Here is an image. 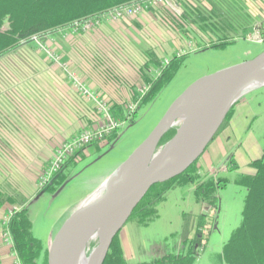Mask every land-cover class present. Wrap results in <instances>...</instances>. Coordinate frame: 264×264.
<instances>
[{
    "label": "rangeland",
    "instance_id": "1",
    "mask_svg": "<svg viewBox=\"0 0 264 264\" xmlns=\"http://www.w3.org/2000/svg\"><path fill=\"white\" fill-rule=\"evenodd\" d=\"M144 1L149 7L136 14L93 16L37 35L0 56V177L22 194L33 233L45 247L81 202L105 190L107 179L190 84L264 50V43L248 40L251 33L264 31V0ZM199 11L226 13L228 17L217 21L231 38L229 45L199 48L206 43L196 21ZM174 55L185 56L178 73L151 102L142 104L149 90L144 69L158 73ZM242 98L251 114L246 124L240 123L241 138L255 140L264 149V86ZM116 103L126 112L119 121V136L109 144L105 140L88 146L82 161L67 168L65 181L71 179L61 192L65 181L55 192L40 193L41 174L58 145L83 129L106 124L105 110ZM246 192L245 186L229 182L219 190L218 206L210 207L197 201L188 184L170 190L149 225L129 220L122 227L117 242L124 258L138 263L181 250L195 231L196 218L205 212L212 231L205 233L207 243L195 264H226L221 252L242 221ZM11 208L7 204L0 211V244L10 249L16 264L4 231V216ZM92 241L96 239L87 242L85 251Z\"/></svg>",
    "mask_w": 264,
    "mask_h": 264
},
{
    "label": "trees",
    "instance_id": "2",
    "mask_svg": "<svg viewBox=\"0 0 264 264\" xmlns=\"http://www.w3.org/2000/svg\"><path fill=\"white\" fill-rule=\"evenodd\" d=\"M135 1L138 0H0V56L25 42H30L37 35L42 37L53 30L72 26L76 22L93 18V16H101L108 10ZM224 16L228 17L225 12L212 14L199 11L196 21L206 42L199 48H222L231 43V38L225 36L226 32L221 26L222 21L221 23L217 21ZM262 31L260 32L264 34ZM242 35L245 38L248 36L246 29H243ZM184 59L185 56L174 55L158 73H150L148 66L144 69L149 90L142 96V104L151 102L166 87V84L178 73ZM236 103L228 111L221 128L232 116ZM109 113L116 121L126 118V112L117 103L109 108ZM118 129L119 127L103 140L88 146L97 145L105 140L107 144L111 143L118 136ZM177 130L178 126H171L160 140L159 147L163 146ZM87 147L69 156L62 168L56 172L54 179L39 189L40 193L55 192L67 178L68 175L65 174L67 168L82 161ZM262 154L252 162V166L256 169L255 174H240L236 179V183L245 186L247 192L242 209V221L232 232L221 252L226 264H264V151ZM199 158L182 174L152 185L132 210L128 221L136 220L146 226L149 225L158 217V206L164 201L167 193L189 183L196 185L194 193L198 202H207L210 207H217L220 199L218 198L219 189L225 184H220V179L213 175L201 180V174L197 169ZM7 204L12 206V212L8 211L6 214L4 231L9 234L11 250L16 255L15 262L18 260L20 264H49L47 260L49 248L43 246L33 233V220L30 218L28 204L24 202L22 194L9 180L0 177V211ZM208 216L209 214L205 212L199 214L195 220V231L192 236L188 234L181 250L138 263L127 261L123 256L122 246L117 242L121 228L114 236L103 264H195L200 250H203L207 243L205 233L212 231V228L206 225ZM212 222L214 225V220ZM96 243L97 241L89 242L87 254L95 248Z\"/></svg>",
    "mask_w": 264,
    "mask_h": 264
},
{
    "label": "water",
    "instance_id": "3",
    "mask_svg": "<svg viewBox=\"0 0 264 264\" xmlns=\"http://www.w3.org/2000/svg\"><path fill=\"white\" fill-rule=\"evenodd\" d=\"M261 79L264 80V50L190 84L140 147L107 179L105 190L81 202L58 228L48 245L49 264H76L75 248L80 245H84L87 264H103L114 236L128 221L142 196L155 183L182 174L197 161L231 107L243 94L264 86V81H258ZM190 99L194 101L187 104ZM179 121L176 133L159 147L162 137ZM129 163L133 165L125 175L121 169ZM70 179L58 188V193ZM91 238L97 243L86 256V244Z\"/></svg>",
    "mask_w": 264,
    "mask_h": 264
},
{
    "label": "crops",
    "instance_id": "4",
    "mask_svg": "<svg viewBox=\"0 0 264 264\" xmlns=\"http://www.w3.org/2000/svg\"><path fill=\"white\" fill-rule=\"evenodd\" d=\"M248 104L247 99H243L241 96L234 106L232 116L222 126L224 127L223 131L218 132L206 150L200 155L197 169L201 174V180L213 175L220 179V184L227 186L229 182L236 183V179L240 174H255L256 169L252 166V162L263 155L264 149L260 147L261 145H256L255 140L241 138L240 123L244 120L246 124L251 114L246 110ZM188 185L195 192L196 185L194 183ZM214 222H216V218ZM214 228H216V225H214ZM49 244L50 242H48ZM10 253V249L0 244V264H12L9 257Z\"/></svg>",
    "mask_w": 264,
    "mask_h": 264
},
{
    "label": "built area",
    "instance_id": "5",
    "mask_svg": "<svg viewBox=\"0 0 264 264\" xmlns=\"http://www.w3.org/2000/svg\"><path fill=\"white\" fill-rule=\"evenodd\" d=\"M157 1V0H156ZM150 5V2L144 0H138L131 4H124L120 7H115L107 12L111 13L113 17L121 18L125 15L136 14L140 11L145 10ZM251 33L248 37V40H252L259 43H264V34H262L259 30ZM194 47L193 43L190 46V49ZM85 91H88L87 89ZM134 108V106H131ZM107 121L106 124H102L97 128L93 129H83L82 132L66 139L61 142L55 150V154L51 159L50 165L45 168V170L41 174V178L39 180V186L42 188L45 184L51 182L57 171H59L62 166L65 164L69 156L73 155L75 152L79 150H83V148L87 147L89 144L93 142H97L98 140H103L107 135L111 134L114 129L120 127L121 123L119 121L114 120L112 116H110L109 110H105ZM17 208V207H15ZM12 212V209L9 210ZM6 215L4 216V223ZM8 234L7 232H5ZM9 240V234H8ZM16 264H20L18 260H16Z\"/></svg>",
    "mask_w": 264,
    "mask_h": 264
},
{
    "label": "bare ground",
    "instance_id": "6",
    "mask_svg": "<svg viewBox=\"0 0 264 264\" xmlns=\"http://www.w3.org/2000/svg\"><path fill=\"white\" fill-rule=\"evenodd\" d=\"M258 81H264V80H258ZM194 100L193 99H190V101L187 103V104H189V103H192ZM133 164L132 163H129L128 165H126L125 167H123L122 169H121V172L123 173V174H125L126 175V173L128 172V170L130 169V167L132 166ZM84 245H80V247L79 248H75V250L77 251V257H76V260H77V263L76 264H87V259L85 258V254H84V247H83Z\"/></svg>",
    "mask_w": 264,
    "mask_h": 264
}]
</instances>
